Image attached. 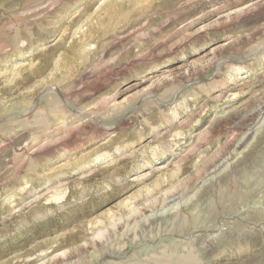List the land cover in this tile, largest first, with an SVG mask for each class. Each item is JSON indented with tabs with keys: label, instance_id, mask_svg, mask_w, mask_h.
Masks as SVG:
<instances>
[{
	"label": "rangeland",
	"instance_id": "obj_1",
	"mask_svg": "<svg viewBox=\"0 0 264 264\" xmlns=\"http://www.w3.org/2000/svg\"><path fill=\"white\" fill-rule=\"evenodd\" d=\"M0 264H264V0H0Z\"/></svg>",
	"mask_w": 264,
	"mask_h": 264
}]
</instances>
